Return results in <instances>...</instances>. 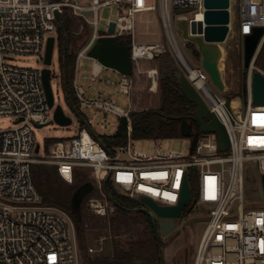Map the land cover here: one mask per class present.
Masks as SVG:
<instances>
[{
  "label": "built area",
  "instance_id": "obj_1",
  "mask_svg": "<svg viewBox=\"0 0 264 264\" xmlns=\"http://www.w3.org/2000/svg\"><path fill=\"white\" fill-rule=\"evenodd\" d=\"M158 2L162 30L172 55L209 113L227 131L229 146L223 152L214 133H199L188 155L158 148L152 153L138 151L132 146L130 108L122 107L100 91V87L117 88L118 94L129 96L135 75L146 74L152 83H157V71L142 69L140 62L158 58L164 53V46L136 39L139 17L155 12V5L148 4L147 0H90L88 5H81L77 0L57 3L54 0H0V116L14 119L13 127L0 131V263L80 264L72 218L59 208L43 205L33 185L31 166L36 162L54 166L57 175L68 184L73 183L75 168H89L103 199H91L87 205L103 218L115 209L104 194L103 182L107 178L124 197L138 202L147 198L162 207L178 204L186 180L194 192L191 191L190 204L181 216L185 209L210 207L205 211L207 224L192 264H264V206H245L243 198L245 163L256 164L259 175H264V105L252 103L250 85L254 72L264 77V69L254 65L264 43V33L247 69L245 113L237 119L231 103L228 111L225 98L212 92L202 67H194L186 59L172 28V18L179 17L175 14L177 10L184 11L181 16L188 20L189 35L193 22H201L204 28V0ZM234 5L239 14L236 30L239 37L264 28V0H229L228 34ZM112 7H117L119 13L109 20L107 32L99 34V11ZM65 10L81 28L84 25V29H89L88 44L76 56L71 81L79 108L89 115H100L97 126L102 131L112 126L109 116L127 122L126 145L111 152L84 126L74 137L53 142L47 154H39V145L35 143L32 126L44 127L52 121L42 79L43 61L48 39L52 37L55 43L54 34L58 30L55 11L62 17ZM100 37L127 39L132 64L130 77L115 71L119 80L102 76L109 69L87 56ZM17 55L38 56L42 66L35 69L13 66L9 62ZM81 59L91 61L89 72L80 71ZM51 75L50 70V78ZM84 120L92 128L93 119ZM100 251L88 249L90 254Z\"/></svg>",
  "mask_w": 264,
  "mask_h": 264
},
{
  "label": "rangeland",
  "instance_id": "obj_2",
  "mask_svg": "<svg viewBox=\"0 0 264 264\" xmlns=\"http://www.w3.org/2000/svg\"><path fill=\"white\" fill-rule=\"evenodd\" d=\"M40 1L49 2L51 0ZM77 2L81 5H88L90 0H77ZM147 2L148 4L155 5L157 10L153 13H147L139 17L136 30V39L140 42L146 43L157 42L164 46V53L159 55V58L140 62L142 69L154 68L157 71V83L155 89H153V83L146 74L139 76L135 75L132 78L133 84L129 96L118 94L117 88L110 90L103 89L99 86L103 96H107L113 101H118L122 107L130 108V111H143L158 108L160 104L159 81L161 77L165 74H173L176 80L180 82V78L183 76L182 69L172 55L162 30L159 2L158 0H147ZM118 13L117 7L103 8L99 11L97 27L99 34H104L107 32L109 20L114 19ZM89 18L91 19V17ZM238 22L239 14L234 5L232 6L231 31L228 34L225 42L221 44V47L225 52L222 73L225 85L227 84V90L224 92L215 88L208 80V86L214 94L221 98H225L226 96L231 97V107H233L232 113L237 119L242 118L245 113L246 105L244 102V96L246 93L248 76V71L243 68V38L239 37L236 32L238 28ZM172 28L174 30L176 41L181 47L186 59L194 67H200V56L199 58L197 57L195 46L184 41L182 33L176 29V19L173 18ZM84 31H87L89 34V30L87 28L84 29V25L83 28H81L80 24L75 21L72 29V36L74 40L78 41V44L77 47H74L73 45L71 47L74 50L76 49L77 54L81 52L88 44V39L85 40L84 38ZM54 35L55 43L50 65V70L52 73L50 82L54 97V104L55 106L59 105L65 115L71 116L73 118V122L68 127H60L54 122H51L42 128H35L32 126L35 143L39 145V154L48 153L49 146L48 149L45 148V142L47 140L70 139L74 137L81 128V124L74 117L67 104L61 79V35L58 32ZM9 63L13 66L31 69L40 68L42 66L40 58L34 55H17L14 56L13 60H11ZM90 67V60L81 59L79 61V68L81 72H89ZM259 68L264 69V58H262ZM102 76L114 78L115 80H119L120 78L116 73L109 70L104 71ZM79 111L87 119H93L94 124L92 128L96 134L111 136L116 132L119 122L116 117L109 116L112 126L110 129L102 131L97 126V123L101 118L100 115H89L87 111L81 110L80 108ZM52 117L53 114L51 113V118ZM13 126L14 119L12 117L0 116V131ZM193 140L194 139L192 136L160 140L159 143H155L153 140H133L132 146L138 151H145L147 153H152L155 148H158L166 152L176 151L183 155H188L193 144ZM33 165L42 164L35 162ZM44 165L52 166L50 164ZM74 171H76V174H78L79 181L82 179L84 180V177L81 176L83 174L85 175V179H87L86 182L91 183L93 186V189L82 200V202L85 201L83 207L85 213H83V216H86L84 217V229L87 248L96 249V247H112L111 238L109 237L108 231L102 228L105 225L106 218L95 215L87 205L91 199H103V197H101L100 191L97 188V182L93 179L92 172L89 168H75ZM54 178L60 183H66L57 174H54ZM243 185L244 205L256 208L258 206H264V190L261 183V176L259 175L256 164L252 162L245 163L243 170ZM190 187L191 191L194 192V187L192 185ZM209 209L210 207L207 205L197 209H187L185 210L183 216L175 220L176 227L163 238L166 242L163 249L165 264L193 263L195 253L207 224V221L205 220V211H208ZM156 219L157 223L163 220L159 218ZM137 235L138 233L130 231L128 233L122 234L121 236L114 237V239L120 246H123L127 241L135 240ZM104 253L105 251L100 252L101 255ZM96 254L98 253H89V255ZM79 263L82 264L81 259Z\"/></svg>",
  "mask_w": 264,
  "mask_h": 264
},
{
  "label": "water",
  "instance_id": "obj_3",
  "mask_svg": "<svg viewBox=\"0 0 264 264\" xmlns=\"http://www.w3.org/2000/svg\"><path fill=\"white\" fill-rule=\"evenodd\" d=\"M60 0H54L55 3ZM204 7L206 12L204 14L205 27L202 28V23H191L189 35V24L186 17L181 16L184 11L177 10L175 12L176 29L182 33L184 41L193 44L200 56V66L207 73L211 84L221 90L226 91L227 87L224 82L222 66L225 52L221 44L225 42L230 23L229 16V0H204ZM55 21L60 30H63L61 24V14L55 11ZM112 32V27L110 28ZM264 33V28H257L253 30L250 36L243 37V68L247 70L250 66L251 60L256 52L260 38ZM64 34V32H63ZM54 47V39L51 37L46 44L44 56V69L42 70L43 85L46 93V98L49 108L52 110V121L60 127H68L72 124L73 118L64 114L62 108L54 104V97L50 84V65L52 60V53ZM68 48L67 39L64 34V57H63V80L65 85V96L69 109L74 117L87 128L91 136L102 146L95 131L90 128L81 114L72 105L67 95V81H66V61L65 53ZM87 56L96 59L105 68L115 71L116 73L130 77L132 75V64L129 57V46L113 37H100L87 52ZM252 103L254 105H264V77L259 73L254 72L250 79ZM180 90L185 99L195 106V113L192 123L183 121L180 126V134L182 137H188L194 134L196 137L199 133H214L217 136L218 148L221 152L225 151L229 146L228 134L225 127L217 120V118L209 113V110L199 96L196 90L190 85L186 78V72L183 71V76L180 78ZM225 106L230 111L231 97H225ZM42 128V127H38ZM105 148V147H104ZM38 152V146L35 149ZM108 178L103 182V190L108 201L118 209L127 213L144 214L153 229V232L159 243V258L162 264H165L163 257V249L166 244L163 239L176 227V219L181 217L184 208L188 207L191 201V191L186 180L183 183L178 204L174 207L158 206L147 198H142L140 203L143 205L138 209L122 208L116 201H114L108 194L106 185ZM261 183L264 190V175L261 177ZM93 189L91 183L86 182L79 186L73 193L71 198L72 212L79 216L82 200ZM154 216L163 219L159 224L156 223ZM2 264V263H0Z\"/></svg>",
  "mask_w": 264,
  "mask_h": 264
},
{
  "label": "trees",
  "instance_id": "obj_4",
  "mask_svg": "<svg viewBox=\"0 0 264 264\" xmlns=\"http://www.w3.org/2000/svg\"><path fill=\"white\" fill-rule=\"evenodd\" d=\"M74 20L67 13L61 17L63 30L58 28L57 32L61 35V79L65 92L63 80V57H64V34L67 39L68 48L65 53L66 61V81L67 95L72 105L79 111L78 102L71 89V81L75 60L77 56L76 49H72V45L77 47L76 40L73 39L72 29ZM89 30V29H88ZM64 32V34H63ZM84 31L85 40L89 34ZM73 39V40H71ZM84 40V41H85ZM124 44H128L125 37L117 39ZM197 57L199 58V54ZM160 57V56H159ZM158 57V58H159ZM262 58H264V43L255 59L254 65L259 68ZM160 104L156 109H148L143 111H131L129 113L131 125V138L133 140H165L181 138L180 126L183 121L194 125L195 106L188 102L182 95L180 90V82L176 80L173 74H165L159 81ZM81 114V113H80ZM81 116H83L81 114ZM86 118L85 116H83ZM81 124V123H80ZM81 126H83L81 124ZM193 139L194 134L191 135ZM98 139L104 145L108 152L113 151L119 146H124L127 143V122L125 119H120L117 125L116 132L111 135H98ZM57 140H47L45 148ZM53 173H52V172ZM56 169L54 166L32 165L31 175L32 182L37 192L41 197V203L45 206H53L59 208L70 215L73 220L76 241L79 256L82 264H162L159 258V243L153 232L148 218L142 213L131 214L121 209L115 208L111 214L105 218V225L102 227L108 231L111 238L112 255L103 257L100 255H89L86 244V236L84 229V202L81 203L80 215L77 216L72 212L71 198L76 189L87 181L85 175L79 181L76 171L73 173V183H60L54 178ZM80 174V173H79ZM60 187H59V186ZM109 196L116 201L122 208L138 209L142 204L138 201L128 199L120 195L112 186L111 182L106 185ZM187 210V209H185ZM185 212V211H184ZM133 231L138 233L135 240H129L125 245L120 246L114 237Z\"/></svg>",
  "mask_w": 264,
  "mask_h": 264
},
{
  "label": "crops",
  "instance_id": "obj_5",
  "mask_svg": "<svg viewBox=\"0 0 264 264\" xmlns=\"http://www.w3.org/2000/svg\"><path fill=\"white\" fill-rule=\"evenodd\" d=\"M148 69H154V68H148ZM148 69H144V70H148ZM96 249H101L100 252L105 251V253H106V254L104 253L103 255H101L100 252H98L97 255H100L103 257H110L112 255V247H96Z\"/></svg>",
  "mask_w": 264,
  "mask_h": 264
},
{
  "label": "bare ground",
  "instance_id": "obj_6",
  "mask_svg": "<svg viewBox=\"0 0 264 264\" xmlns=\"http://www.w3.org/2000/svg\"><path fill=\"white\" fill-rule=\"evenodd\" d=\"M229 38V37H228ZM230 80V79H229ZM228 81V80H227ZM229 84V83H228ZM227 85V84H226ZM156 83H153V89H155ZM229 87V86H228Z\"/></svg>",
  "mask_w": 264,
  "mask_h": 264
}]
</instances>
